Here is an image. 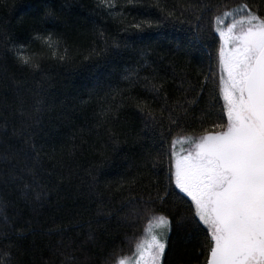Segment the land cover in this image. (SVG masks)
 Wrapping results in <instances>:
<instances>
[{
  "label": "snow or ice",
  "instance_id": "snow-or-ice-1",
  "mask_svg": "<svg viewBox=\"0 0 264 264\" xmlns=\"http://www.w3.org/2000/svg\"><path fill=\"white\" fill-rule=\"evenodd\" d=\"M97 7L123 24V31L129 28L142 31L144 25L163 23L192 25V38L208 49V74L200 91L212 81L223 98L220 113L202 115L198 126L190 122V112L200 92L190 94L191 84L185 88L181 83V97L172 102L162 91L164 82L144 77V87L150 90L154 100L162 101L158 113L147 99L136 95L125 97L117 92L113 100L120 96L118 102L108 104L105 101L106 107L100 113L105 124L112 119L118 120L116 113L125 102L132 103L146 118L145 127L158 133L159 148L137 166L136 173L116 181L114 188L112 183L104 184L105 189L126 193V196L120 209L106 211L97 207L96 226L103 228L108 218L115 215L122 217L128 227L134 230L138 227L141 234L122 242L131 246L129 254H122L121 247L114 244L101 264H167L165 251L174 224L184 234L186 244L197 242L200 255L205 257L204 264H264V0L259 3L256 0H219L203 4L191 0L175 3H169V0L151 3L146 0H122L121 3L97 0ZM129 7L143 9V14L152 19L128 21L131 12L126 13L125 9ZM56 15L50 6L45 7V21L55 20ZM99 36L104 47L99 51L91 48L84 55L85 60L106 53L109 47H120L115 39L109 45L103 31ZM32 40L47 49L50 58L58 62L68 60V47L51 32H37ZM13 48L22 67L40 68L45 57L40 52L28 53V43L13 45ZM133 75L138 78V73ZM125 78L131 79V76ZM45 103L40 100L36 107L28 110L21 100V107L17 109L18 115L23 117L21 124L12 126L9 131L8 114L5 113L4 124L0 127V137L11 136L17 141L5 145L0 139V147H4L0 153V175L6 186L20 181L23 188L20 197L27 202L13 217H9L6 204L0 206V227L4 228L0 235L15 249L17 264H35L36 238L52 234L60 236L53 252L62 257L61 264H81L75 253L85 252L87 242L96 243L93 232H89L87 242L76 247L75 241L66 240L63 233L73 227L79 231V222L40 230L32 219L24 217L26 208L33 201L34 216L52 196L48 185H44V190H37L40 187L37 172L43 165L42 150L35 143V130L42 125L40 105ZM108 131L113 143H119L116 134L110 128ZM163 159L167 160L166 185L161 190L159 182L155 181L154 197L137 198L136 189L142 183L141 178L146 174L159 175ZM21 163L23 167L18 166ZM26 175L31 179L26 180ZM93 180H96L95 176ZM170 202L172 207L186 206V213L173 220L158 210L157 205L165 206ZM125 208H131L127 215H124ZM92 224V220L87 222L89 229ZM104 231L106 233L107 229ZM43 264H50V261Z\"/></svg>",
  "mask_w": 264,
  "mask_h": 264
},
{
  "label": "trees",
  "instance_id": "trees-1",
  "mask_svg": "<svg viewBox=\"0 0 264 264\" xmlns=\"http://www.w3.org/2000/svg\"><path fill=\"white\" fill-rule=\"evenodd\" d=\"M121 2L117 0V3ZM175 2L177 0H169V3ZM191 2L203 4L219 0ZM46 6L56 11L55 20L43 19ZM129 11L128 21L133 18L152 19L143 14V9H125L126 13ZM152 11L155 12L154 9ZM123 27L117 19L97 7V0H0V127L4 124L5 113L8 114L9 131L12 126L21 124L23 117L17 112L21 100L22 106L28 110L36 107L38 101H46L40 105L43 109L40 113L42 125L35 130V143L42 150L43 165L37 172L40 180L37 190H44V185H48L52 196L51 201L38 208L34 216L33 201L26 208L24 217L32 219L34 226L40 230L79 222V231L73 227L63 233L66 240L71 238L75 241L76 247L87 242L89 232H93L96 243L87 242L85 252L75 253L81 264H101L114 244L121 247L122 254H129L131 246L122 242L140 236V229L128 227L122 217L115 215L108 218L103 228L97 227L96 210L97 207L106 211L120 209L126 193L109 191L104 184L112 183L114 188L116 181L136 173L137 166L159 148L158 133L145 127L146 118L132 103L125 102L116 113L118 120L112 119L105 124L100 117L106 107L105 101L108 104L118 102L120 96L113 100L117 92L125 97L136 95L147 99L158 113L162 101L154 100L150 90L144 87V77H149L164 82L162 91L172 102L181 97V83L185 88L192 85L190 94L200 92L190 112V122L197 126L199 117L204 114L218 115L223 104V98L212 81L200 91L208 74V49L192 38V25L152 24L144 25L142 31L135 28L123 31ZM101 31L108 37L109 45L115 39L120 47H109L106 53L85 60L84 55L91 48L99 51L104 47L99 36ZM37 32H51L59 37L69 49L68 60L58 62L50 58L47 49L38 41L33 42L32 37ZM21 43H28V53L40 52L45 57L38 70L22 67L18 63L13 45ZM134 73H138V78ZM129 76L131 79L125 78ZM109 128L116 134L119 143L114 144L109 138ZM0 139L5 145L9 141L17 143L11 136ZM3 151L4 147H0V153ZM18 166L23 167V164ZM166 171L167 160L163 159L159 175L146 174L141 178L142 183L136 189L137 198L154 197L155 181L159 182L162 190L167 183ZM48 172H51L50 176ZM94 176L96 180H93ZM25 179L30 180L31 177L26 175ZM33 185L35 187L34 181ZM22 191L20 181L6 186L0 175V206L7 205L9 217H13L27 203L20 197ZM171 204L157 205V208L173 220L186 213V206L177 204L172 207ZM130 212L131 208H125L124 215ZM89 220L93 221L91 229L87 226ZM3 231L4 228L0 227V233ZM9 235L15 239L10 230ZM58 239L60 236L56 234L36 238L35 264H43L46 260L50 264H61L62 257L53 252L58 246ZM9 253L12 255L9 256ZM204 258L200 255L197 242L186 244L184 234L174 224L169 247L165 251L167 264H204ZM0 264H17L15 249L2 235Z\"/></svg>",
  "mask_w": 264,
  "mask_h": 264
}]
</instances>
